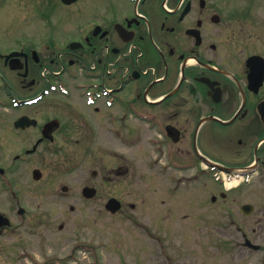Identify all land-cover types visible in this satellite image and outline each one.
Instances as JSON below:
<instances>
[{"label": "flooded vegetation", "instance_id": "af4514ba", "mask_svg": "<svg viewBox=\"0 0 264 264\" xmlns=\"http://www.w3.org/2000/svg\"><path fill=\"white\" fill-rule=\"evenodd\" d=\"M68 7L71 20L85 15L71 23L62 48L49 43L46 53L25 40L0 54L4 68H19L29 95L19 108L61 95L74 112L0 116V248H9L11 234L26 237L25 223L13 227L10 218L20 199L6 197L12 173L57 161L81 143L107 169L110 144L147 152L134 163L153 180L194 185L199 212L207 206L211 216L230 217V264H264V0H75ZM13 51L20 54L6 60ZM22 117L33 122L15 127ZM30 173L43 181L39 168Z\"/></svg>", "mask_w": 264, "mask_h": 264}, {"label": "rangeland", "instance_id": "374dc122", "mask_svg": "<svg viewBox=\"0 0 264 264\" xmlns=\"http://www.w3.org/2000/svg\"><path fill=\"white\" fill-rule=\"evenodd\" d=\"M84 15L71 20V9L59 0H0V54L20 49L25 40L46 53L49 43L62 48L73 36L71 23L83 21ZM14 58L17 56L9 59ZM11 70L0 60V116L74 113L66 104L69 98L61 95L33 108H13V103L29 95L19 83V68ZM56 107L59 110L55 111ZM77 109L85 116L80 105ZM81 144V148L66 146L57 153V161L49 157L41 166L34 162L12 173L13 185L6 197L20 199L11 203L10 218L13 227L25 223L26 237L19 232L24 237L22 243L17 233L10 235L9 248H0V264H230L224 242L232 228L231 218L211 216L204 211L207 206L199 212L194 185L153 180L146 167L134 163L147 152L117 151L110 144L104 146L107 169H103L98 152L86 153ZM15 152L16 146L11 148V154ZM33 167L41 170V183L31 178ZM105 173L110 174L109 179L103 178ZM62 186L67 187L66 192L61 191ZM85 186L95 188L97 194L84 198L81 190ZM110 197L122 204L116 214L104 209ZM18 207L24 209L21 216ZM20 254L24 259H19Z\"/></svg>", "mask_w": 264, "mask_h": 264}, {"label": "water", "instance_id": "95a60500", "mask_svg": "<svg viewBox=\"0 0 264 264\" xmlns=\"http://www.w3.org/2000/svg\"><path fill=\"white\" fill-rule=\"evenodd\" d=\"M63 3H65V4H70L72 1H74V0H61ZM8 57V56H7ZM24 120H26L25 118H21V119H19L17 122H15V126H20V127H23L24 126V124H22V122L24 123ZM25 125H27V124H25ZM34 176H35V178H37V176H36V172L34 173ZM93 194H94V190L93 189H91V188H85L84 190H83V195L85 196V197H92L93 196ZM105 209L107 210V211H109V212H111V213H115V212H117L119 209H120V203L117 201V200H115V199H109L108 201H107V203H106V205H105Z\"/></svg>", "mask_w": 264, "mask_h": 264}]
</instances>
